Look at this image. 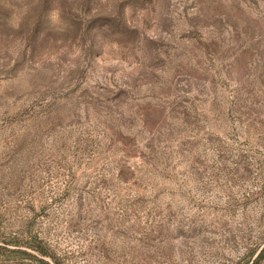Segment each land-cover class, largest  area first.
Returning a JSON list of instances; mask_svg holds the SVG:
<instances>
[{
	"label": "rangeland",
	"instance_id": "1",
	"mask_svg": "<svg viewBox=\"0 0 264 264\" xmlns=\"http://www.w3.org/2000/svg\"><path fill=\"white\" fill-rule=\"evenodd\" d=\"M263 247L264 0H0V264Z\"/></svg>",
	"mask_w": 264,
	"mask_h": 264
},
{
	"label": "trees",
	"instance_id": "2",
	"mask_svg": "<svg viewBox=\"0 0 264 264\" xmlns=\"http://www.w3.org/2000/svg\"><path fill=\"white\" fill-rule=\"evenodd\" d=\"M34 249L37 251L38 254L42 256L50 255L49 251L45 246H43L40 242L38 245H35ZM264 255V247L260 250V252L255 257L254 261L251 264H257L263 258ZM51 256V255H50Z\"/></svg>",
	"mask_w": 264,
	"mask_h": 264
}]
</instances>
